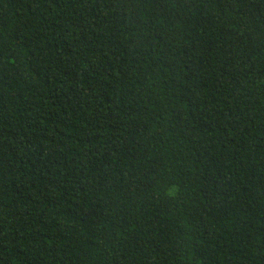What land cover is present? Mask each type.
Masks as SVG:
<instances>
[{
  "label": "trees",
  "instance_id": "trees-1",
  "mask_svg": "<svg viewBox=\"0 0 264 264\" xmlns=\"http://www.w3.org/2000/svg\"><path fill=\"white\" fill-rule=\"evenodd\" d=\"M0 264H264V0H0Z\"/></svg>",
  "mask_w": 264,
  "mask_h": 264
}]
</instances>
